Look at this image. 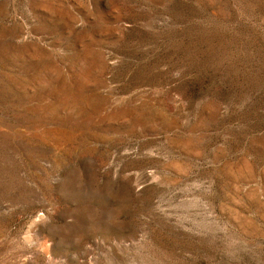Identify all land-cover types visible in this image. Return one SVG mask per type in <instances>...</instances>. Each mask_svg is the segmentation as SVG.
<instances>
[{
	"label": "rangeland",
	"instance_id": "obj_1",
	"mask_svg": "<svg viewBox=\"0 0 264 264\" xmlns=\"http://www.w3.org/2000/svg\"><path fill=\"white\" fill-rule=\"evenodd\" d=\"M0 264H264V0H0Z\"/></svg>",
	"mask_w": 264,
	"mask_h": 264
}]
</instances>
